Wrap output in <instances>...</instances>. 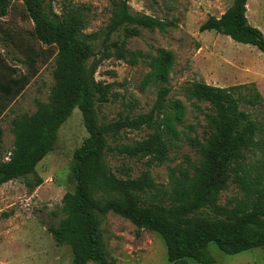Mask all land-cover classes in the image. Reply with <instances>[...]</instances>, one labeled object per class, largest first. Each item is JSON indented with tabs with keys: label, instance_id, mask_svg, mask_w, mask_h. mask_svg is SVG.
<instances>
[{
	"label": "trees",
	"instance_id": "obj_1",
	"mask_svg": "<svg viewBox=\"0 0 264 264\" xmlns=\"http://www.w3.org/2000/svg\"><path fill=\"white\" fill-rule=\"evenodd\" d=\"M13 1L0 0V22L9 15ZM248 1L234 0L220 19L210 16L200 31H215L264 53V33L246 15ZM64 3L57 13L52 6L46 9L43 0H24V18L33 22L34 30L20 43L9 39L23 53L26 73L0 50V119L38 75L40 62L55 60L49 101L13 121L14 145L8 159H0V187L15 180H23L30 190L41 186L37 166L53 151L61 127L79 109L88 137L74 153L76 189L63 198L61 220L48 227L58 245L70 246L72 264H118L101 231L103 218L110 213L131 221L137 237L146 230L160 235L171 264L189 260L215 264L210 244L229 256L264 249V96L257 85L221 88L192 83L187 94L210 103L215 113L207 114L210 131L204 143L186 138L198 150L199 163L187 159L189 167L171 168L168 187L159 186L150 169L138 177H133L132 167L122 165L115 171L106 161L110 154L146 160L148 168L166 163L171 145L181 137L177 126L183 124L186 111L181 101L169 99L172 51L161 50L153 58L143 86L156 85L157 99L147 114L136 117L99 122L98 108L112 101L113 84L97 81V71L110 59L136 65L141 54L128 49L129 39L146 29L165 33L177 23L132 13L130 0H111L106 27L88 33L92 7L71 0ZM143 129L151 130L144 139L133 144L122 141L123 134ZM3 140L0 124V151ZM230 185L239 194L220 204Z\"/></svg>",
	"mask_w": 264,
	"mask_h": 264
},
{
	"label": "rangeland",
	"instance_id": "obj_2",
	"mask_svg": "<svg viewBox=\"0 0 264 264\" xmlns=\"http://www.w3.org/2000/svg\"><path fill=\"white\" fill-rule=\"evenodd\" d=\"M47 9L52 6L59 13L65 0H43ZM76 4L92 7L88 33L101 32L111 17V0H71ZM10 13L0 22V50L21 73L27 67L21 61L24 55L10 43L28 40L34 24L24 18V0H14ZM234 0H130L132 13L176 22V28L167 32L142 30L139 37L129 39L128 49L140 52L136 65L116 59L105 60L99 67L96 79L113 84L111 102L98 108L100 123L120 116L136 117L147 114L157 99L158 87H144V80L152 70V60L161 50L174 54V65L166 86L172 89L169 99L181 101L185 107L184 122L177 126L181 137L171 145L169 160L148 168L146 160L123 159L108 155L107 164L117 170L122 165L133 168V177L150 169L159 186L168 187L169 171L178 166L189 167L187 159L198 164L200 154L187 141V136L197 137L202 143L210 131L207 114H214L211 104L199 102L187 94L194 82L227 88L234 85H257L264 96V53L255 46L237 43L230 37L215 31L201 32L200 27L210 16L223 15ZM249 23L264 33V0H249ZM37 48H45L40 44ZM97 51V50H96ZM55 60L40 62L39 73L23 95L0 119L4 140L0 159H8L14 145L13 121L23 114L36 112L38 103H47L54 80ZM243 109V107L241 108ZM151 130L123 134L125 144L144 139ZM88 137L83 116L75 109L71 118L61 127L53 151L37 166V174L43 179L39 187L29 189L23 180H15L0 187V264H72L70 246L58 245L48 230L61 218L63 198L76 189L73 175L74 153ZM31 180L34 178L31 176ZM35 180V179H34ZM239 194L234 185L222 192L220 204ZM101 231L111 257L118 264H171L167 247L160 235L143 231L136 236L137 227L129 220L110 213L103 218ZM209 249L216 258L215 264H264V249H254L236 256H229L215 244ZM96 264V263H87ZM188 264H198L189 260Z\"/></svg>",
	"mask_w": 264,
	"mask_h": 264
},
{
	"label": "water",
	"instance_id": "obj_3",
	"mask_svg": "<svg viewBox=\"0 0 264 264\" xmlns=\"http://www.w3.org/2000/svg\"><path fill=\"white\" fill-rule=\"evenodd\" d=\"M221 16H222V15H219V16H217V18H218V19H220V18H221Z\"/></svg>",
	"mask_w": 264,
	"mask_h": 264
}]
</instances>
